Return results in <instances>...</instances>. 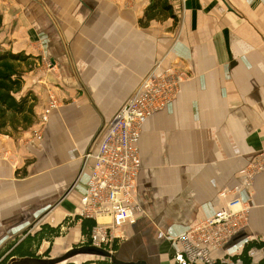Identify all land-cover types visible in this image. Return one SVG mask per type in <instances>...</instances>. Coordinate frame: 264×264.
Instances as JSON below:
<instances>
[{
  "label": "crops",
  "instance_id": "obj_1",
  "mask_svg": "<svg viewBox=\"0 0 264 264\" xmlns=\"http://www.w3.org/2000/svg\"><path fill=\"white\" fill-rule=\"evenodd\" d=\"M167 1L175 19L139 25L150 0H0V48L30 57L22 93L37 99L32 128L0 135V250L42 226L73 221L92 166L85 155L156 66L188 78L142 126V212L124 228L120 259L171 264L172 241L212 216L223 191L241 185L240 172L264 148V0ZM49 94L57 106L37 141L32 133ZM241 199L250 207L248 221L229 248L239 256L246 244H261L250 257L259 264L264 172ZM83 239L77 221L62 227L51 247L61 240L66 252Z\"/></svg>",
  "mask_w": 264,
  "mask_h": 264
},
{
  "label": "built area",
  "instance_id": "obj_2",
  "mask_svg": "<svg viewBox=\"0 0 264 264\" xmlns=\"http://www.w3.org/2000/svg\"><path fill=\"white\" fill-rule=\"evenodd\" d=\"M187 78L186 73L174 67L160 69L156 66L98 132L94 151L84 157L85 161H92V166L77 214L80 219L93 220L95 226L88 243L83 239L80 245L115 253V246L126 240L124 228L137 223L142 212L137 198L142 126L153 114L172 103L180 84ZM48 97L39 129L32 133V139L37 141L42 137L49 113L57 106L56 97L53 94ZM263 172L264 148L240 172L241 185L220 194L223 205L212 216L195 221L172 241L171 264H214L216 261L233 264L231 251L236 250V246L229 248V245L245 230L250 211L249 205L241 199V192L243 188L250 189L254 178ZM252 253L249 252V257Z\"/></svg>",
  "mask_w": 264,
  "mask_h": 264
},
{
  "label": "trees",
  "instance_id": "obj_3",
  "mask_svg": "<svg viewBox=\"0 0 264 264\" xmlns=\"http://www.w3.org/2000/svg\"><path fill=\"white\" fill-rule=\"evenodd\" d=\"M167 18L175 19L172 13L171 5L167 0H150V4L145 9L143 19L139 20V25L152 20H164ZM144 22V23H143ZM1 25V17H0ZM30 57L18 53L13 54L10 51H5L0 48V135L13 137L28 131L36 123L37 117L34 108L37 103L36 97L31 92L22 93L24 85V75L27 70H30ZM69 221H65L61 226L52 228L42 226L40 230L32 236L27 235L25 239L16 245V241L8 243L0 250V264H7L12 258L33 257L35 249H37L42 241H47L50 245L54 238L60 236L62 227L67 228L77 221H81V233L85 242L88 243L91 230L95 226L93 220L80 219L74 217ZM35 249H32V246ZM262 245L257 243L246 244L239 256H233V264L237 261L240 264H252V259L248 253L254 248H260ZM118 246H115V252L118 251ZM48 255V254H47ZM46 255V256H47ZM93 262H83L80 264H91ZM66 264H75L68 262ZM94 264H110L105 260H98ZM214 264H223L216 261ZM264 264V260L259 262Z\"/></svg>",
  "mask_w": 264,
  "mask_h": 264
},
{
  "label": "water",
  "instance_id": "obj_4",
  "mask_svg": "<svg viewBox=\"0 0 264 264\" xmlns=\"http://www.w3.org/2000/svg\"><path fill=\"white\" fill-rule=\"evenodd\" d=\"M242 234L243 232L235 237L230 245L235 243ZM78 256L96 257L101 260L108 261L110 264H148L147 261L143 258L137 259L132 262H125L120 259V255L117 252L110 253L104 249L96 248L90 245H80L72 247L63 255L56 258H45L39 255L22 258L15 257L12 258L7 264H66L68 262H72V259Z\"/></svg>",
  "mask_w": 264,
  "mask_h": 264
},
{
  "label": "rangeland",
  "instance_id": "obj_5",
  "mask_svg": "<svg viewBox=\"0 0 264 264\" xmlns=\"http://www.w3.org/2000/svg\"><path fill=\"white\" fill-rule=\"evenodd\" d=\"M30 66H32L31 64H30ZM181 71V70H180ZM182 72H184V71H182ZM184 73H186V72H184ZM187 74V73H186ZM186 81V80H185ZM183 83V82H182ZM40 119H41V117H40ZM40 122V121H39ZM14 136H16V135H14ZM140 205V204H139ZM71 239L72 240H76V235H74V234H72V236H71ZM57 241H60L61 243H62V245L61 246H59L58 248H56V246H55V244H56V242ZM56 242H55V244L51 247V245L48 243V245H43L42 247L41 246H39L37 249H35V255H39V256H41V257H45V258H56V257H59V256H61V255H63L64 254V252H65V250H67V248L65 249V250H62V247H63V245H64V243L65 242H63V241H61V240H57ZM68 241H70L69 239H68ZM81 241V240H80ZM80 243H78L77 245H75V246H80L79 245ZM75 246H73V247H75ZM119 246H120V244H119ZM118 246V247H119ZM70 248V247H69ZM237 252V250H235V249H233V251H231V255H233L234 256V253H236ZM48 254V255H47ZM47 255V256H46ZM93 259H99V258H96V257H92ZM87 259H91V257H80V258H75V259H73L72 261H75L76 263H78V264H80V263H83L85 260H87ZM231 260V259H230ZM86 262V261H85ZM233 262V260H231V263Z\"/></svg>",
  "mask_w": 264,
  "mask_h": 264
},
{
  "label": "bare ground",
  "instance_id": "obj_6",
  "mask_svg": "<svg viewBox=\"0 0 264 264\" xmlns=\"http://www.w3.org/2000/svg\"><path fill=\"white\" fill-rule=\"evenodd\" d=\"M80 257H83V256H78V257H75V258H80ZM75 258H73V259H75ZM73 259H72V260H73Z\"/></svg>",
  "mask_w": 264,
  "mask_h": 264
}]
</instances>
